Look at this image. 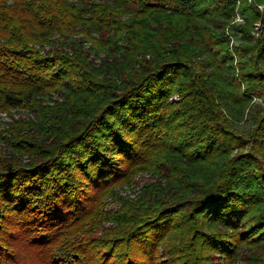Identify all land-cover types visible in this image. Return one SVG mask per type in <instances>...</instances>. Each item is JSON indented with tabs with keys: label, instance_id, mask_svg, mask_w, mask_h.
Segmentation results:
<instances>
[{
	"label": "trees",
	"instance_id": "trees-1",
	"mask_svg": "<svg viewBox=\"0 0 264 264\" xmlns=\"http://www.w3.org/2000/svg\"><path fill=\"white\" fill-rule=\"evenodd\" d=\"M10 1L0 108L65 92L30 137L12 129L26 160L0 159V264H264V0ZM74 29L130 53L96 79L30 46ZM149 169L168 185L106 211Z\"/></svg>",
	"mask_w": 264,
	"mask_h": 264
},
{
	"label": "rangeland",
	"instance_id": "rangeland-1",
	"mask_svg": "<svg viewBox=\"0 0 264 264\" xmlns=\"http://www.w3.org/2000/svg\"><path fill=\"white\" fill-rule=\"evenodd\" d=\"M8 2L11 1L8 0ZM8 2H6V5H10V3ZM260 9H262V7ZM241 21L242 19L237 15L236 19H234L232 23ZM256 24L257 23H255V25ZM151 27L154 26L151 25ZM47 34L48 40L46 42H35L32 43L30 46H33L36 49L40 48L39 50L44 52L60 47L68 51L69 54L80 53L81 57L90 64V69L93 71L94 77L96 79H102L103 77L109 76L108 72H110L111 65L112 67L115 66L119 60H121L120 62H124L125 54L130 53L127 51L126 47L123 48L118 45L117 47L120 48H116L119 49L116 50L115 48L108 46L104 41H102L103 46H106L104 49L101 48L100 45H93L88 40V38L85 37L84 33L82 34L78 29H74L71 31L68 30L65 32H48ZM236 42L239 41L236 40ZM115 51H117V53H115ZM115 58L117 59V61L114 60ZM110 74L112 73L110 72ZM64 92L65 89L63 88H53L44 97L38 100V107L40 108L33 106L29 108H0V159L12 158L18 155V157L23 158V160H26V156H28V154L21 152L22 149H19L20 151L16 150L12 145V141L15 140V138L12 136V129H15L18 135H23L25 133L28 137H30V134H32L36 130L34 129L36 125L35 122H40L41 113L39 112L43 110V113L45 112L44 115L46 118L54 117L52 112L49 113L46 111L57 109L58 106H61L62 102L64 101ZM171 100L177 101V95H174ZM255 101L262 104L260 99H257ZM20 124L21 126L24 125V127H16ZM236 126L239 129H247L249 125L246 123H240ZM39 135L40 131H38L37 137H39ZM44 136L48 137L47 135ZM155 170L156 171H150V169L138 171L132 177L129 183H125L121 186L113 188L114 194L112 193L110 195H107L104 199V202L106 203V211L119 210L123 204V201L126 200L133 202L137 201L144 194L145 189L149 184L153 185L155 183V185L157 184L161 187H165L166 185H168V178L166 180L165 177L161 176L165 174L163 169ZM192 171L194 173L198 172V170L196 169H193ZM111 225V222H106L103 224L104 227H108ZM98 233H101V229L98 230ZM245 252V249H243V251L239 254L244 256ZM237 264L245 263L239 260Z\"/></svg>",
	"mask_w": 264,
	"mask_h": 264
},
{
	"label": "built area",
	"instance_id": "built-area-1",
	"mask_svg": "<svg viewBox=\"0 0 264 264\" xmlns=\"http://www.w3.org/2000/svg\"><path fill=\"white\" fill-rule=\"evenodd\" d=\"M257 28H258V24L255 25V29H257Z\"/></svg>",
	"mask_w": 264,
	"mask_h": 264
}]
</instances>
